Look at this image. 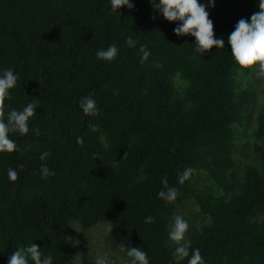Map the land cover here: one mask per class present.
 <instances>
[{"label":"trees","instance_id":"trees-1","mask_svg":"<svg viewBox=\"0 0 264 264\" xmlns=\"http://www.w3.org/2000/svg\"><path fill=\"white\" fill-rule=\"evenodd\" d=\"M158 2L113 12L110 0H0V75L18 76L5 113L37 101L29 133L10 134L17 150L0 153V264L31 243L53 264H97L86 236L77 261L71 248L73 229L91 227L120 264H130L127 247L149 264H176V215L205 264H264V78L241 68L228 43L259 0H198L225 44L203 54ZM112 44L117 57L97 59ZM89 95L97 116L80 107ZM42 165L55 174L42 179ZM188 167L196 171L181 185ZM164 179L180 193L174 203L158 196Z\"/></svg>","mask_w":264,"mask_h":264},{"label":"clouds","instance_id":"clouds-1","mask_svg":"<svg viewBox=\"0 0 264 264\" xmlns=\"http://www.w3.org/2000/svg\"><path fill=\"white\" fill-rule=\"evenodd\" d=\"M113 12H117L122 7L133 9L134 5L130 0H110ZM152 3V2H151ZM215 0H209V4L214 6ZM153 8L159 10L163 17L169 21H181L182 23L174 29L177 36L191 35L195 37V52L203 54L213 47H225L223 38H215L213 21L209 19V13L206 11L205 5L198 0H159ZM260 11L251 15L250 22L241 18L234 31L228 36V43L231 46V54L236 63L244 69H253L258 78H264V0H259ZM127 46L135 47L136 41L128 37L125 41ZM119 49L115 44L110 45L107 49H100L96 56L99 60L111 62L118 55ZM142 53L141 63L147 61L150 52L145 46L140 47ZM18 76L11 69H6L0 75V153H12L17 150L16 143L10 139V134L18 133L21 136L29 133L30 118H34L37 101L28 103L22 110L11 109L7 115L5 113V100L10 99L9 90L13 89L17 84ZM80 107L85 115L97 116L99 109L92 96L81 98ZM91 131L98 132L99 126L90 124ZM39 135V129H34ZM77 143L83 145V139L77 137ZM50 155L49 152L41 154L40 159L45 160ZM22 168L23 165H20ZM41 178L47 179L55 173L49 170L47 166H41ZM192 167L186 168L179 174V183L182 185L189 180L195 173ZM11 181L18 179V173L9 168L7 172ZM166 190H161L158 196L167 203H174L180 193L177 188L169 187L167 179L163 180ZM146 223H152L153 218L147 217ZM189 224L180 215L173 218L170 226L169 239L177 245L173 257L176 264H180L185 258H188L187 264H205L200 250L191 251V241L186 239ZM121 251H125V245L121 244ZM126 254L131 258L130 264H149L147 253L140 248L127 247ZM190 257V258H189ZM53 264L51 254L45 256L41 248L31 243L27 246H21L11 253L7 264ZM97 264H105V261L99 260Z\"/></svg>","mask_w":264,"mask_h":264},{"label":"rangeland","instance_id":"rangeland-1","mask_svg":"<svg viewBox=\"0 0 264 264\" xmlns=\"http://www.w3.org/2000/svg\"><path fill=\"white\" fill-rule=\"evenodd\" d=\"M94 228V229H91ZM88 231H81L76 229H73L72 235H71V248L73 251V260L77 261L79 259L81 246L83 243V240L81 237L86 236L91 243L90 245V253L96 263L99 260L105 261V264H120L122 256L120 253H118L115 250L106 249L107 244L104 241H101L100 238V232L102 229H96L95 227H91Z\"/></svg>","mask_w":264,"mask_h":264}]
</instances>
